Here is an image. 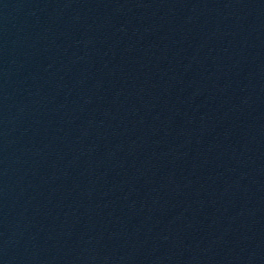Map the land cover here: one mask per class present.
Instances as JSON below:
<instances>
[{
    "label": "water",
    "instance_id": "obj_1",
    "mask_svg": "<svg viewBox=\"0 0 264 264\" xmlns=\"http://www.w3.org/2000/svg\"><path fill=\"white\" fill-rule=\"evenodd\" d=\"M0 264H264V0H0Z\"/></svg>",
    "mask_w": 264,
    "mask_h": 264
}]
</instances>
